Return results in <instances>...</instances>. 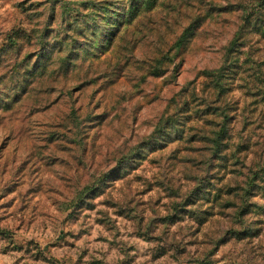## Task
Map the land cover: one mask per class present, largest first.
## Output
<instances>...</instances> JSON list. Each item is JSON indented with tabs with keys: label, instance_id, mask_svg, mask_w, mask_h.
<instances>
[{
	"label": "rangeland",
	"instance_id": "374dc122",
	"mask_svg": "<svg viewBox=\"0 0 264 264\" xmlns=\"http://www.w3.org/2000/svg\"><path fill=\"white\" fill-rule=\"evenodd\" d=\"M260 4L0 0V264H264Z\"/></svg>",
	"mask_w": 264,
	"mask_h": 264
},
{
	"label": "trees",
	"instance_id": "16d2710c",
	"mask_svg": "<svg viewBox=\"0 0 264 264\" xmlns=\"http://www.w3.org/2000/svg\"><path fill=\"white\" fill-rule=\"evenodd\" d=\"M260 2H261L260 7L262 9L259 10V11H261V12H257L255 14L248 15L245 18V23H247V27L246 28L249 27L248 29H250L251 32L259 33V34H262L264 36V10H263V8H264V6H263L264 0H260ZM131 6H132V9L129 10V16L132 15V14L136 15L138 13V10H135V11L133 10L134 4H132ZM127 17H128V15H127ZM240 41H244V37H243V35L241 33H239L236 36L235 40L233 41V46H232V48L229 49L230 54L234 53V51H235L234 48L237 45V43L240 42ZM182 43H183V41L179 42L180 45ZM219 72L222 73V71H219ZM220 84L222 86V79L220 80ZM221 141H223V139L219 140L220 145H222Z\"/></svg>",
	"mask_w": 264,
	"mask_h": 264
}]
</instances>
